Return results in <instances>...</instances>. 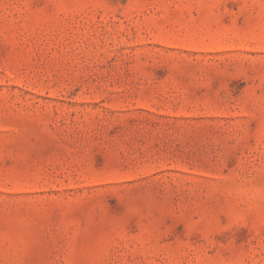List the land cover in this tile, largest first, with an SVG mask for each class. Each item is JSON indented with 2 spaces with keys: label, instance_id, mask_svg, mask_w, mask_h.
Masks as SVG:
<instances>
[{
  "label": "rangeland",
  "instance_id": "obj_1",
  "mask_svg": "<svg viewBox=\"0 0 264 264\" xmlns=\"http://www.w3.org/2000/svg\"><path fill=\"white\" fill-rule=\"evenodd\" d=\"M0 264H264V0H0Z\"/></svg>",
  "mask_w": 264,
  "mask_h": 264
}]
</instances>
